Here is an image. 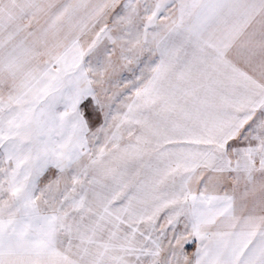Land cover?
<instances>
[{"label": "snow or ice", "instance_id": "obj_1", "mask_svg": "<svg viewBox=\"0 0 264 264\" xmlns=\"http://www.w3.org/2000/svg\"><path fill=\"white\" fill-rule=\"evenodd\" d=\"M0 264H264V0H0Z\"/></svg>", "mask_w": 264, "mask_h": 264}]
</instances>
